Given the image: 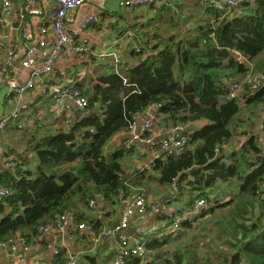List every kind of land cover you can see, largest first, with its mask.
I'll return each instance as SVG.
<instances>
[{
  "label": "trees",
  "instance_id": "trees-1",
  "mask_svg": "<svg viewBox=\"0 0 264 264\" xmlns=\"http://www.w3.org/2000/svg\"><path fill=\"white\" fill-rule=\"evenodd\" d=\"M210 4L202 8L213 17L196 34L179 39L170 33L159 54L144 61L134 46L137 64L126 63L98 77L93 89H80L89 101L82 118L69 113L66 128L58 125L29 139L38 158L35 169L16 161L14 171L0 172V184L12 190L0 196V241L22 236L33 243L41 226L55 224L66 212L98 234L102 219L86 211L94 214L103 203L120 206L128 195L145 193L144 183L133 192L130 180L146 171L135 169L123 181L122 159L130 151L122 145L108 152L109 143L137 115L161 105L167 125L192 129L187 149L157 158L149 176L163 185L176 183L190 209L198 199L206 206L194 219L177 217L179 229L170 228L174 216L167 215L162 238L147 237L151 255L130 263L264 264V0H244L228 11ZM154 37L165 39L163 33ZM234 84L240 91L230 98ZM244 108L256 114L245 116ZM34 127L24 123L19 129L31 135ZM227 190V200L215 194ZM176 239L183 243L176 245Z\"/></svg>",
  "mask_w": 264,
  "mask_h": 264
},
{
  "label": "crops",
  "instance_id": "crops-1",
  "mask_svg": "<svg viewBox=\"0 0 264 264\" xmlns=\"http://www.w3.org/2000/svg\"><path fill=\"white\" fill-rule=\"evenodd\" d=\"M213 1L215 0H159L156 4L129 6L126 4V0H90L89 3L72 11L67 18L72 29L78 31L80 44L86 43L87 50L81 56L72 49H67L55 63L50 74L51 81L58 84H71L82 91L93 89L101 75L117 69L122 70L126 63L127 67L138 63V58L136 59L131 54L134 46L139 45L141 50L139 51L142 52L140 60L142 61L153 52L154 54L158 53V49L167 41V35L163 33L165 39L159 41L160 38L154 37V33L160 34L159 30L165 23H170L169 29L172 30L169 33H175L178 37L186 33L184 32L185 28H187L188 34H190L188 30L197 33L198 25L212 19V16L202 8V5ZM24 3L25 0H11V14L6 23L0 22V66L7 63L11 50L15 49L19 54H22L28 44L38 40L43 28L47 32L52 30L51 0H37L29 11L24 10ZM1 6L2 0H0ZM173 17L175 21L171 23L170 19ZM25 21L29 23L26 30L29 38L23 37V22ZM194 32L192 33L196 34ZM4 34H7L8 37ZM109 38L113 39V44L108 45ZM32 39L33 42H31ZM125 39L132 43L126 44ZM117 41H119L118 45H123L119 51L115 50L120 60L119 66H115L114 57L103 56L104 53H112L113 50L107 52L106 47L113 46ZM149 47L151 48L149 49ZM103 49H105L104 52ZM100 57L109 58L107 65L104 66L99 61ZM7 72L0 85V117H11L21 104H26L28 109L23 111L21 119L28 121L35 116L42 125L37 127L35 125L32 129L33 134L29 135L25 130L22 131L10 123L0 133V172L6 169L8 156L20 161L17 153L26 147L25 140L28 135L29 138H32L33 135L40 137L43 130L48 128L56 130L58 125L59 128H66L70 121L67 118L69 113L59 112L58 108L50 102L49 96L40 93L39 90H31L22 96L14 93L15 88L24 85L32 78L30 69L23 67L20 62H16ZM97 73L100 75L98 76ZM71 109L73 112V108ZM55 113L64 116L60 123L53 121ZM161 123L162 120L156 124L152 131L147 133V136L152 140L150 144L137 141L128 148L130 151L128 154H133L134 157L130 161L131 164H129L126 173L132 172V169L133 172L135 169H141V171H146L144 174H138L139 178H143V175L152 172L151 167L157 160L156 153L161 152L159 145L171 133L169 128H162ZM37 128L39 129L38 133H36ZM128 137V131L117 134L109 143L108 152L122 147ZM231 146L233 143L229 144V147ZM22 162L25 161L22 160ZM144 190L143 194L146 196L150 211L147 216L137 218L129 225L126 234L131 239L150 238L148 235L152 231L158 234L153 237L162 238L166 233L164 226L168 221L165 218L167 215L179 217L182 220L194 219V216L201 211L194 213L193 207L191 209L189 207L188 196L180 198L177 195L178 190L173 186L161 185L156 188L155 192H151L144 186ZM123 205L124 202L120 206L106 202L102 204L101 208L94 210L95 215L86 211L88 215L100 218L104 223L98 231L99 233L95 235L86 231L81 233L75 223L59 234L40 231L37 239L30 243V249L24 253L25 264H52L57 259L54 254V248L57 245L61 247L62 258L75 256L77 264H113L119 254L118 240L116 237L103 235V231L120 220ZM193 223L195 224L194 220ZM23 252L20 249V253ZM150 255L151 251L148 250L147 257ZM15 259L18 257L10 249H0V264H23Z\"/></svg>",
  "mask_w": 264,
  "mask_h": 264
},
{
  "label": "built area",
  "instance_id": "built-area-1",
  "mask_svg": "<svg viewBox=\"0 0 264 264\" xmlns=\"http://www.w3.org/2000/svg\"><path fill=\"white\" fill-rule=\"evenodd\" d=\"M37 0H25L24 10L29 11L32 4ZM52 10V25L51 32H47L45 28L42 29L41 36L37 41L28 44L22 54H19L17 50L13 49L8 54L7 63L0 66V85L5 79V75L8 73L16 62H20L21 65L32 71V78L24 85H21L14 89V93L18 96H22L31 90H39L40 93L49 96L50 102L53 103L59 112L73 113L74 110H79L83 114L86 112L89 101L82 91L71 84H58L52 82L50 74L54 69L55 63L61 58L67 49H72L79 55H84L87 46L86 43L80 44L78 31L72 29L69 25L67 18L69 14L75 9L89 3L90 0H51ZM158 0H126V4L129 6H141L148 3L157 2ZM244 0H215L210 6L218 9L219 11L231 10L237 8ZM11 0H2V6L0 7V22L6 23L8 16L11 14ZM25 18V16H23ZM29 23L23 22V37L29 38L26 32ZM4 36L8 37L7 34ZM140 47H137L139 51ZM113 50L112 53H104L103 56L114 57L115 66H119L120 60ZM240 54L238 55L239 59ZM118 70V69H117ZM240 91L238 84L233 85V92L229 97L233 98L235 93ZM72 104V105H71ZM161 105L152 107L148 112L137 115L132 122L130 129L128 130L129 137L124 142V145L129 148L137 141L151 143L152 140L147 136V133L152 131L156 124L161 121V113L158 107ZM73 108V112L72 109ZM28 109V105L21 104L18 110L11 117H0V133L3 132L11 123L18 128H22L24 123L29 122L30 125L35 126L38 123L35 116L29 119L27 122L22 120V113ZM25 121V122H24ZM167 122L162 120V128H169L171 133L167 135L160 143L159 147L161 152L156 153V159L162 155H174L178 156L182 154L188 145L187 130L188 127L183 124H177L175 126L167 125ZM6 163V169L14 171L16 160L12 156H8ZM176 188V183L172 185ZM12 194V190L0 184V196H6ZM91 206L95 205V201H91ZM204 206L206 201L204 199H198L193 205L192 211L194 213L199 212ZM149 205L146 200V196L143 193H132L124 200L122 207V213L120 220L113 224L111 227L103 231V235L109 237H116L119 244V254L116 256L113 264H131L130 259L134 257L144 258L148 255V238H134L131 239L126 230L129 225L137 218H144L149 214ZM74 223V216L70 212L61 214L55 224L41 226L40 231L44 233L56 232L63 233L70 225ZM180 220L177 217L173 218V224L170 228L179 229ZM77 229L81 233L86 231L91 235H95L94 228L86 223H80L77 225ZM168 230V229H167ZM30 243L22 236L12 237L4 241H0V249H10L18 259L17 262L25 264L24 253L30 249ZM20 249L24 252L21 254ZM62 250L60 245L54 248V254L57 259L52 264H77V258L75 256H68L62 258ZM34 264V263H33Z\"/></svg>",
  "mask_w": 264,
  "mask_h": 264
},
{
  "label": "rangeland",
  "instance_id": "rangeland-1",
  "mask_svg": "<svg viewBox=\"0 0 264 264\" xmlns=\"http://www.w3.org/2000/svg\"><path fill=\"white\" fill-rule=\"evenodd\" d=\"M213 17V16H212ZM169 27H171L170 26V23L169 22H167V23H165L164 24V26L159 30V32L160 33H165L167 36H169V32L172 30V29H169ZM184 32H187V28H185V30H184ZM188 32L190 33V34H193L192 32H194V31H192V30H188ZM194 33H196V31L194 32ZM182 36V35H181ZM179 36L178 37V35H177V37L179 38V39H183V38H185L184 36ZM112 40V41H111ZM107 42H108V45H110V44H113V39H111V38H109L108 40H107ZM125 42H126V44H129L128 42H130V43H132L130 40L128 41H126V39H125ZM119 44V41H117L116 43H114V45L113 46H111V47H106L107 48V52H111L112 50H120L121 48H122V44H120V45H118ZM105 48V49H106ZM105 49H103V52L105 51ZM101 59L99 60L100 62H102L103 63V65L105 66V65H107V59H109V58H107V57H100ZM240 58H243V55H241L240 56ZM255 61H257V60H255ZM254 61V62H255ZM112 70H113V68H112ZM98 74V76L100 75L99 73H97ZM90 85V84H89ZM243 114L246 116V115H248V116H251V115H255L256 114V112H253V111H251V110H249V109H245L244 108V110H243ZM61 118H64V116L62 115V114H60V113H55L54 114V117H53V121H56V123H60V121H61ZM19 133H20V131H19ZM22 133V132H21ZM24 133V132H23ZM25 136H26V134H25ZM29 135L27 136V138H26V140H25V144H26V147L21 151L20 150V152H18L17 153V157H18V160H20V161H25V163H27V164H29V166H30V168L31 169H35V166H36V164H37V162H38V158H37V156H36V154H35V151L34 150H32L31 149V147L29 148ZM133 157H134V155L133 154H126L125 156H124V158L122 159V161H123V166H124V170H128V168H129V164H131L130 163V161L133 159ZM128 172V171H127ZM133 172V171H132ZM135 173V170H134V172L133 173H131V175L130 176H132L133 174ZM126 174V173H125ZM144 174V173H143ZM150 174H147V175H143V178H139V175L137 174V175H135L133 178H131V180H130V182H133L134 183V186H133V192H137V191H139V189L141 188L140 186H139V183H141L140 185H142L143 183L144 184H146L145 186H146V188H148V190H150L151 192H155L156 191V188L159 186H161V185H163V184H160L158 181H156V180H152L151 178H150V176H149ZM130 176H128V177H130ZM137 177V178H136ZM128 179V178H127ZM136 185V186H135ZM166 186V185H165ZM144 188V187H143ZM235 187L233 186V187H231V189H234ZM230 189V188H229ZM215 194H217L218 195V197H220V198H222L223 200H227V199H229L230 198V196L232 195V193H231V191L230 190H227L226 192H224L223 194L222 193H218V192H216ZM197 223L195 222V225H196ZM214 231H217V229H214ZM157 233H155V232H150L149 233V237H153V236H155ZM158 235V234H157ZM221 237V243L223 244V245H225V242H224V240H225V238L224 237H222V236H220ZM177 240V244L176 245H181L183 242H179V240L178 239H176ZM176 240H174V241H176ZM222 244L220 245L221 247H222ZM170 247V246H169ZM228 248V247H227ZM221 250V249H220ZM226 251H228V249H226Z\"/></svg>",
  "mask_w": 264,
  "mask_h": 264
},
{
  "label": "water",
  "instance_id": "water-1",
  "mask_svg": "<svg viewBox=\"0 0 264 264\" xmlns=\"http://www.w3.org/2000/svg\"><path fill=\"white\" fill-rule=\"evenodd\" d=\"M84 116V114L81 112V111H79V110H74V117L75 118H82ZM189 129L191 130L192 129V127H189ZM132 171H133V169H132ZM130 173H132L131 171L129 172V173H126V174H121V179L124 181V180H126L127 178H128V176L130 175Z\"/></svg>",
  "mask_w": 264,
  "mask_h": 264
},
{
  "label": "bare ground",
  "instance_id": "bare-ground-1",
  "mask_svg": "<svg viewBox=\"0 0 264 264\" xmlns=\"http://www.w3.org/2000/svg\"><path fill=\"white\" fill-rule=\"evenodd\" d=\"M159 1V0H158ZM158 1L157 2H153V3H148V4H156V3H158ZM148 4H146V5H148Z\"/></svg>",
  "mask_w": 264,
  "mask_h": 264
}]
</instances>
